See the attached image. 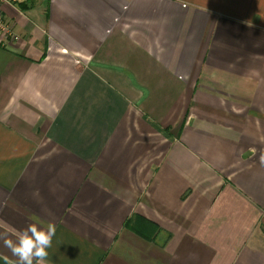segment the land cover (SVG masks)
<instances>
[{"label": "crops", "instance_id": "crops-1", "mask_svg": "<svg viewBox=\"0 0 264 264\" xmlns=\"http://www.w3.org/2000/svg\"><path fill=\"white\" fill-rule=\"evenodd\" d=\"M21 1L0 231L54 223L46 264H264V0Z\"/></svg>", "mask_w": 264, "mask_h": 264}, {"label": "clouds", "instance_id": "clouds-1", "mask_svg": "<svg viewBox=\"0 0 264 264\" xmlns=\"http://www.w3.org/2000/svg\"><path fill=\"white\" fill-rule=\"evenodd\" d=\"M261 163H264V153L260 155ZM23 230L7 227L0 231V241L6 247L15 260L4 256L6 264H46L49 256L48 249L52 247V241L56 235V225L52 222L43 225L38 218H32Z\"/></svg>", "mask_w": 264, "mask_h": 264}, {"label": "built area", "instance_id": "built-area-1", "mask_svg": "<svg viewBox=\"0 0 264 264\" xmlns=\"http://www.w3.org/2000/svg\"><path fill=\"white\" fill-rule=\"evenodd\" d=\"M26 2H37L39 0H25ZM22 5L21 0H0V37L5 42H17L21 38L16 34L14 25L6 18V14L2 11L5 6L16 9L17 6ZM21 8V7H20Z\"/></svg>", "mask_w": 264, "mask_h": 264}]
</instances>
